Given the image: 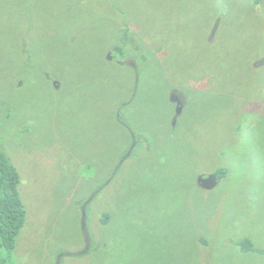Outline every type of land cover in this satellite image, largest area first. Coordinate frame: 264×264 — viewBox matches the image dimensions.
<instances>
[{"label": "rangeland", "instance_id": "374dc122", "mask_svg": "<svg viewBox=\"0 0 264 264\" xmlns=\"http://www.w3.org/2000/svg\"><path fill=\"white\" fill-rule=\"evenodd\" d=\"M0 150L9 264H264V0H0Z\"/></svg>", "mask_w": 264, "mask_h": 264}, {"label": "trees", "instance_id": "16d2710c", "mask_svg": "<svg viewBox=\"0 0 264 264\" xmlns=\"http://www.w3.org/2000/svg\"><path fill=\"white\" fill-rule=\"evenodd\" d=\"M118 34L120 40L115 43L114 51L119 59H124L132 49L129 25L125 24ZM128 102H124L122 106H128ZM133 135L135 136L134 133ZM218 173L222 178L226 171L219 170ZM20 183L21 175L17 167L8 154L0 150V264H9L1 252L4 249L8 254H12L16 248L17 238L27 220V209L21 195ZM97 194L98 192L95 193ZM107 218H111L110 213L105 215L103 219L105 223H108ZM89 240L91 241V238ZM243 247L247 250L251 249L252 241L249 238L245 239ZM262 252L264 253V248Z\"/></svg>", "mask_w": 264, "mask_h": 264}, {"label": "water", "instance_id": "95a60500", "mask_svg": "<svg viewBox=\"0 0 264 264\" xmlns=\"http://www.w3.org/2000/svg\"><path fill=\"white\" fill-rule=\"evenodd\" d=\"M112 57V52L109 53V56L108 58L111 59ZM135 138V137H134ZM136 143L135 142L132 146V148L128 151V153L126 154V156L122 159L121 163H123L127 158H129L131 155H132V152H133V149L135 148L136 146ZM199 182L202 183V186L204 188H207V189H211V188H214L218 182H219V177L218 175H208V176H201V178L199 179ZM89 202L86 203V206L88 205ZM82 224H83V231L85 232L86 234V239H87V243H88V246H90V233H89V229H88V222H87V211H86V207H84L83 209V221H82Z\"/></svg>", "mask_w": 264, "mask_h": 264}, {"label": "flooded vegetation", "instance_id": "af4514ba", "mask_svg": "<svg viewBox=\"0 0 264 264\" xmlns=\"http://www.w3.org/2000/svg\"><path fill=\"white\" fill-rule=\"evenodd\" d=\"M108 56H109V54H108ZM107 56V57H108ZM112 58V57H111ZM120 61V60H119ZM120 63H123V61H120ZM57 85V84H56ZM175 92V91H174ZM172 99L173 100H176V113L177 114H180V113H182V111H183V108H184V105H185V102L184 101H182V99L177 95V92L176 93H173L172 94ZM134 152V151H133ZM125 157V156H124ZM123 157V158H124ZM122 158V159H123ZM122 159H121V161H122ZM127 160V159H126ZM117 169H119V168H117ZM201 176H203V175H201ZM201 176H200V178H201ZM199 178V179H200ZM222 178H220L219 177V180H221ZM199 184H200V186H202V183H200L199 182ZM203 187V186H202ZM95 192V191H94ZM93 193V192H92ZM97 195H95V193L91 196V197H89L88 199H86L85 200V204H84V206H83V209H84V207H88V205L89 204H91L92 203V201L95 199V197H96ZM86 202H89L88 203V205L86 206ZM90 249H92V244H90V246L89 247H86V249H85V251L84 252H88Z\"/></svg>", "mask_w": 264, "mask_h": 264}, {"label": "crops", "instance_id": "0c3cea01", "mask_svg": "<svg viewBox=\"0 0 264 264\" xmlns=\"http://www.w3.org/2000/svg\"><path fill=\"white\" fill-rule=\"evenodd\" d=\"M131 132H132L133 142H137V143H138L139 140L136 138V136L133 135L134 132H133L132 130H131ZM134 137H135V138H134Z\"/></svg>", "mask_w": 264, "mask_h": 264}, {"label": "clouds", "instance_id": "9594fccd", "mask_svg": "<svg viewBox=\"0 0 264 264\" xmlns=\"http://www.w3.org/2000/svg\"><path fill=\"white\" fill-rule=\"evenodd\" d=\"M89 229V228H88Z\"/></svg>", "mask_w": 264, "mask_h": 264}]
</instances>
